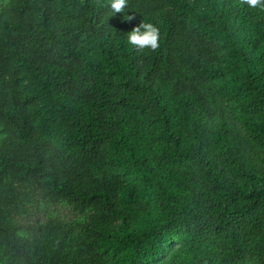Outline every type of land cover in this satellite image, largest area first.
<instances>
[{
  "label": "trees",
  "instance_id": "1",
  "mask_svg": "<svg viewBox=\"0 0 264 264\" xmlns=\"http://www.w3.org/2000/svg\"><path fill=\"white\" fill-rule=\"evenodd\" d=\"M0 264H264V9L0 0Z\"/></svg>",
  "mask_w": 264,
  "mask_h": 264
},
{
  "label": "clouds",
  "instance_id": "2",
  "mask_svg": "<svg viewBox=\"0 0 264 264\" xmlns=\"http://www.w3.org/2000/svg\"><path fill=\"white\" fill-rule=\"evenodd\" d=\"M128 0H110V7L113 14L120 13L126 7ZM250 8L264 9V0H244ZM131 19V17H128ZM126 43L130 47L139 49L149 48L155 50L159 45V32L158 29L151 23L142 22L139 26L134 27L126 35Z\"/></svg>",
  "mask_w": 264,
  "mask_h": 264
}]
</instances>
